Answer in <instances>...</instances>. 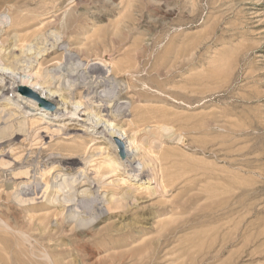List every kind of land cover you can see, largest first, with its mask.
Instances as JSON below:
<instances>
[{
	"label": "rangeland",
	"instance_id": "rangeland-1",
	"mask_svg": "<svg viewBox=\"0 0 264 264\" xmlns=\"http://www.w3.org/2000/svg\"><path fill=\"white\" fill-rule=\"evenodd\" d=\"M20 17L46 20L28 31L40 34L23 51L18 35L27 32L18 31L19 24L8 29ZM0 20L7 22L0 24L2 56L22 69L42 58L44 43L56 53L49 60L64 53L51 63L53 73L82 67L88 57L87 71L75 75L118 77V97L95 114L67 98L75 86L27 85L22 94L42 112L120 138V157L137 179H150L153 167L126 141V123L142 116L141 135L158 127L166 142L163 192L144 181L143 190L155 194L133 200L123 192L118 196H127V209L112 214L106 204L114 185L106 192L83 187L84 197L65 210L47 207L45 199L24 206L43 194L38 174L54 156L46 158L50 151L41 143L55 134L38 136L31 151L20 139L13 149L34 177L23 183L9 175V158L0 168V264H264V0H0ZM103 57L125 71L116 75ZM0 74L10 82L6 99L28 79L4 63ZM114 115L118 121L109 122ZM80 140L53 142V152ZM49 180L50 190L63 185Z\"/></svg>",
	"mask_w": 264,
	"mask_h": 264
},
{
	"label": "bare ground",
	"instance_id": "bare-ground-1",
	"mask_svg": "<svg viewBox=\"0 0 264 264\" xmlns=\"http://www.w3.org/2000/svg\"><path fill=\"white\" fill-rule=\"evenodd\" d=\"M37 18L30 19V22H28L25 17L15 19L14 23L11 21L12 23L8 28L9 30L13 25L19 24L21 29H18V31L22 33L27 32L18 35V46L22 51L27 47L26 44L31 42L30 37H36L40 34V32H35L32 36H29L28 31L37 26H42L43 28L46 23L45 19ZM0 21H2L0 24L3 25L7 23L5 20ZM51 24L52 23L49 21L48 25ZM1 38L2 37H0V44L2 43ZM41 51L42 52L40 53L44 55L42 58H40V56V59L36 60V65L32 64L29 68L24 67L22 69L17 66L15 61H10V58L6 60V58H4L5 55L2 56V50L0 49V63H4L5 66H11L14 70L19 71L21 76H28L27 80L22 81L21 83L17 82L14 87L12 86V92L15 94L14 98L6 99L7 93L10 91L8 90L10 82L6 77L0 74V168L3 166L4 162H8L6 159L9 158L11 159V162L9 164L7 163V168L5 167V170L10 169L9 175H12V177L23 183L30 181V179L34 177L28 171L30 166L24 158V155H18L20 151L15 153L16 150L13 148L19 144V140L21 139L23 142L20 143L24 144L23 147L30 146V151L35 150L36 148L34 146L39 142L38 136H45L46 131H52L53 134H55L48 139L49 142L46 141L44 144L41 143V149H48V151H50L46 158L50 156H54V158L50 160L49 164H45V168L40 174L35 171L36 175H40L42 182H45L43 194L40 199H37V197H32L31 199L30 197V199L24 200V206L33 207L39 204L38 200L45 199L47 207H63L65 210L67 207L73 208L76 206V202H79L80 199L84 197V193H80V190L83 187H88L89 190L92 191L97 185H99V187L106 192V186L114 185L116 191L112 194V199L110 198L111 201L109 203L107 202L108 204L106 205L107 212L116 214L127 207V196H118L119 194L122 193L123 195V192H127L126 194L133 196V200H135L134 196L137 197V195H140L143 192H150L151 195L155 194L149 188L143 190L142 182L144 181L156 185L157 194L162 193L164 176L161 169L162 163L160 160V152L163 150L166 142L163 140L160 131H158V127L152 126V129L147 132V134L145 133L141 135V133L145 131H142L141 127L144 123H147V120H144V117L140 116L132 119L129 123H126L124 135L127 136L126 141L133 144L135 149H140L142 151L139 156V161L146 160L152 165V175L151 178L147 180V177L137 179L132 176L131 172L134 169L133 166L126 163L125 160L123 161L119 154L120 150L118 149V145H120V143L122 144L120 138L115 136L108 137L106 134L99 132L94 126L81 124L79 120L71 116H58L42 112L37 102H34V100H31L22 94L21 91L26 88L27 85L32 88L39 86L41 89V86H50L57 81L59 88L63 87L67 89L69 86H75L76 91L71 93L67 98L70 101L77 102L79 105L84 106L83 108L85 109L83 112L85 111L95 114L103 112L102 109L105 106L109 109L110 105L120 93L117 91L118 89L115 88L116 86H114L118 77L115 76L113 79L105 76L99 78L102 73L98 74V78L95 77V74L93 77H89L90 82L87 83L86 86L81 85L89 78H84L78 74L75 75V72L79 73L84 70L87 71L88 65L92 61L90 58L87 57L85 60L82 59V67L74 68L72 71L67 68H58L53 73L52 70L56 66L51 63L58 61L59 59L63 60L64 53L60 54L59 56L61 57L59 58L49 60V58L53 57L56 53H51V50L48 49L44 43ZM80 52H83V50ZM45 56H47V58H45ZM97 59L99 60V58ZM100 61L105 67H111L113 73L115 72L116 75L125 71L113 63L111 59L106 57L101 58ZM52 73L55 74L53 79H51ZM77 82H79V84H76ZM16 86L18 91L15 89ZM110 87L111 89L113 87L115 89L108 92L107 89ZM48 98H50V96H48ZM129 98L132 99V97ZM133 106L134 105L132 104L131 110L133 113H136L138 109ZM112 121H118V118L115 117L109 120V122ZM159 127H161L164 132L169 131V127L166 124H160ZM73 138H78V140L81 139L80 141L82 143L79 142L77 146L71 148L68 147L70 146L68 144L64 147L58 146L57 152H53V149H55L52 144L53 142L58 140L66 142V140L68 141ZM181 141L182 140L179 139V142ZM143 142H148L149 145L144 147ZM91 144L93 145L90 146ZM104 144H108L111 148L107 150L103 147ZM29 150H27V152ZM38 150L39 149H37V151ZM51 178L54 184L57 181L63 182L60 189L57 188L55 189L56 191L53 189L50 190L51 182L49 179ZM64 189L67 191H65V194H62V190ZM74 192L77 195L75 196L76 199L70 200L73 197ZM30 195L38 196L39 194L38 191H36L33 194H29V196ZM69 203L73 204L70 206ZM101 204L102 202L98 204V208H100ZM133 204L134 203H132V205Z\"/></svg>",
	"mask_w": 264,
	"mask_h": 264
}]
</instances>
